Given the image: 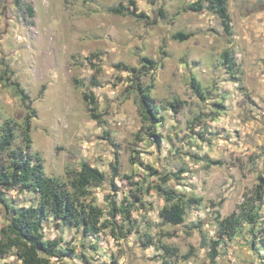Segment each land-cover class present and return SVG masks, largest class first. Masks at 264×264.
Returning a JSON list of instances; mask_svg holds the SVG:
<instances>
[{"label":"rangeland","instance_id":"obj_1","mask_svg":"<svg viewBox=\"0 0 264 264\" xmlns=\"http://www.w3.org/2000/svg\"><path fill=\"white\" fill-rule=\"evenodd\" d=\"M134 1L147 20L109 12L128 8V0H0V122L17 125L20 146L33 112L29 152L39 154L45 176L71 191L70 180L88 164L105 181L80 202L100 208L103 219L111 201L128 210L91 236L46 219L44 239L73 249L52 264H264V202L247 222L264 180V0H226L228 33L208 0ZM179 32L191 38L174 41ZM225 51L233 74L222 65ZM138 83L149 88L153 124L140 113ZM83 93L94 95L97 121ZM157 186L182 198V224L160 218L166 203ZM4 193L18 208L36 202L32 193ZM232 213L238 224L228 240L219 222ZM7 219L0 205V250ZM2 251L0 264H22L14 250Z\"/></svg>","mask_w":264,"mask_h":264},{"label":"trees","instance_id":"obj_2","mask_svg":"<svg viewBox=\"0 0 264 264\" xmlns=\"http://www.w3.org/2000/svg\"><path fill=\"white\" fill-rule=\"evenodd\" d=\"M14 1L19 4L21 0ZM208 2L210 11L220 18L224 31L228 33L230 26L226 0H208ZM109 12L120 16L127 15L136 20L148 19L144 12H138L134 0H128V8L119 4L117 7L109 9ZM190 38L191 34L181 32L173 36V40L180 43ZM221 59L226 70L233 74L236 63L231 54L225 51L221 54ZM143 62L148 64L150 69H153L151 60L145 58ZM191 85L195 93L202 96V90L198 85H195L194 81ZM10 86L23 103L31 102L18 83L13 82ZM137 90L138 107L143 121L153 124L158 118L153 101L149 97V88H143L138 83ZM82 99L88 106L91 120L97 121L99 115L95 113L96 99L94 95L83 93ZM173 105L177 107L178 102ZM33 117V112H29L23 127L20 128L22 141L20 146H16L15 143L17 125L11 121L0 122V205L7 211L8 215L6 232L1 233L2 250L4 248L9 251L14 250L22 264H52L53 259L61 260L73 253V249L60 247L56 240L44 239L42 226L46 219L52 218L66 227L80 229L84 236H91L112 226L117 216L124 219L128 210L122 205L116 206L111 201L107 212L109 219H103L104 212L100 208L84 205L80 202V198H86L90 195L88 188L90 185H100L105 181L104 174L88 164H82L80 170L70 180L71 191L68 190V185L58 178L45 176L39 154L29 152L31 148V119ZM152 135L158 142L160 136ZM110 168L112 178H117L119 176L117 157L111 163ZM166 181L167 178L162 181V184H165ZM260 181L261 183L256 186L254 191L257 206L253 207L254 214L248 215V223L255 221L257 210L261 208L264 202V180L260 178ZM12 189H16L18 193L34 194L36 196L35 204L28 207H15L4 193V190ZM155 189L164 197L166 203L160 212L162 221L174 226L182 224L185 217V206L182 198L177 197L173 191L162 189L161 186H157ZM191 202L193 200H188L186 204ZM237 224L236 214L232 213L219 222L220 234L231 240L236 233ZM219 244L220 241L215 240L209 246L208 257L211 263H215L218 256ZM150 245L145 244V246ZM2 250H0V255L3 253Z\"/></svg>","mask_w":264,"mask_h":264}]
</instances>
